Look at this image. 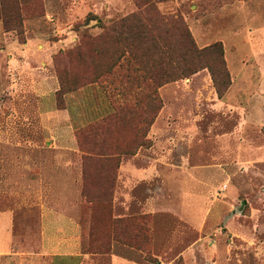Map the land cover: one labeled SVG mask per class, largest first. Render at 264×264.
Instances as JSON below:
<instances>
[{
  "label": "rangeland",
  "instance_id": "1",
  "mask_svg": "<svg viewBox=\"0 0 264 264\" xmlns=\"http://www.w3.org/2000/svg\"><path fill=\"white\" fill-rule=\"evenodd\" d=\"M172 19L199 49L223 45V99L207 68L153 97L146 48L158 39L170 55ZM0 24L15 41L0 44V212L14 215L16 252L37 250L43 210L70 191L86 254L264 264V0H0ZM153 155L159 175L125 188L123 158L147 168ZM125 192L133 209L117 218Z\"/></svg>",
  "mask_w": 264,
  "mask_h": 264
},
{
  "label": "crops",
  "instance_id": "2",
  "mask_svg": "<svg viewBox=\"0 0 264 264\" xmlns=\"http://www.w3.org/2000/svg\"><path fill=\"white\" fill-rule=\"evenodd\" d=\"M12 38L13 37L10 33H2L0 24V44L5 42L6 48L9 51L15 45V41L13 42ZM34 41L36 40L31 39L28 41L27 45ZM15 59V55L10 52L8 54V63H15ZM67 112H69V110H65V112L55 111V115L53 116L58 118L56 124L59 125L63 122V119L60 118L65 117V115L69 116ZM64 122L67 123V121ZM63 133H57L58 139L64 137ZM59 151L65 152L63 149H60ZM133 159V157L132 159L123 158L120 166V180L125 188H132V186L138 181L146 179L152 180L159 175L157 169L158 165L154 155L152 158H149L150 161L147 168L135 165L132 161ZM66 192L67 193L63 195V203L60 205L59 209L50 210L47 207V210H43L41 215L40 242L37 250L33 252H28L26 251L27 249L17 252L15 251L13 248L14 215L9 211L0 212V258L24 256V258H20V261L23 264H145L142 260L143 258H139V261L138 259H132L127 256V254L123 255L122 253L116 254L113 252L110 255V258L107 259H100L95 255L84 253L82 251V226L80 216L78 212L72 210L69 203L71 200H76L77 195L74 192ZM126 193L127 192H125L124 195L125 199L122 202L124 210L117 215V218L131 215L130 212L133 208L128 205L130 202V195ZM160 203L161 202H159L156 197L151 196L149 200L146 201L145 206L150 213L156 214V212L160 210ZM114 248L115 246L113 249ZM155 248L156 247L154 246V250ZM170 253L172 254V249L170 250ZM156 256L162 259L160 254H157ZM158 264L165 263L159 261Z\"/></svg>",
  "mask_w": 264,
  "mask_h": 264
},
{
  "label": "trees",
  "instance_id": "3",
  "mask_svg": "<svg viewBox=\"0 0 264 264\" xmlns=\"http://www.w3.org/2000/svg\"><path fill=\"white\" fill-rule=\"evenodd\" d=\"M6 32H9V30ZM145 33V31L136 32L138 43L135 46L140 44V40L143 44H147L146 40L149 39ZM151 40L153 43L150 47L146 48V53L153 49L156 53L158 65L160 67L159 71H157L151 78L154 87L152 93L154 98L157 96V89L166 84L191 77L203 68L209 70L218 98L223 99L225 97L226 93L232 86V79L227 68L226 60L224 58V49L221 43H216L199 49L192 39L189 29L184 26L182 21L175 19H172V50L170 55H168L165 47L158 43V39L156 40L152 38ZM135 46L134 48H136ZM131 52V54H135L138 51L135 50ZM210 55L215 56L214 61L207 65L202 64ZM133 56L135 58V55ZM124 57L125 55L122 53L119 55L116 63L109 68L110 70L112 69L111 73L115 69L116 64L123 60ZM144 77L145 80H143L147 81V77L149 76L146 75L143 76V78ZM176 264H181V261H178Z\"/></svg>",
  "mask_w": 264,
  "mask_h": 264
}]
</instances>
